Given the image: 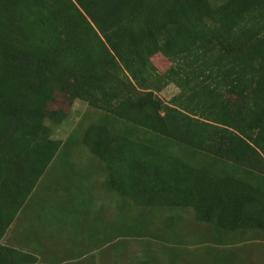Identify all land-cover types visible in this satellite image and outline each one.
I'll return each mask as SVG.
<instances>
[{"label":"trees","instance_id":"1","mask_svg":"<svg viewBox=\"0 0 264 264\" xmlns=\"http://www.w3.org/2000/svg\"><path fill=\"white\" fill-rule=\"evenodd\" d=\"M76 101L109 191L264 242V0H0V264Z\"/></svg>","mask_w":264,"mask_h":264},{"label":"rangeland","instance_id":"2","mask_svg":"<svg viewBox=\"0 0 264 264\" xmlns=\"http://www.w3.org/2000/svg\"><path fill=\"white\" fill-rule=\"evenodd\" d=\"M153 63L160 72L170 66L161 56ZM177 93L170 86L160 97L169 102ZM96 116L76 101L54 128L64 145L4 245L37 256L38 264H264L259 239L221 236L191 210L140 209L109 191L103 164L82 142ZM230 253L236 258H222Z\"/></svg>","mask_w":264,"mask_h":264},{"label":"crops","instance_id":"3","mask_svg":"<svg viewBox=\"0 0 264 264\" xmlns=\"http://www.w3.org/2000/svg\"><path fill=\"white\" fill-rule=\"evenodd\" d=\"M112 228H115L116 229V224Z\"/></svg>","mask_w":264,"mask_h":264}]
</instances>
